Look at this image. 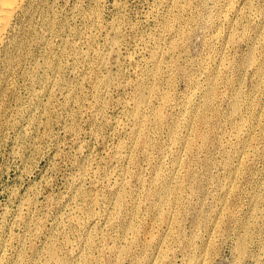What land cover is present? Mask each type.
<instances>
[{
  "label": "rangeland",
  "instance_id": "1",
  "mask_svg": "<svg viewBox=\"0 0 264 264\" xmlns=\"http://www.w3.org/2000/svg\"><path fill=\"white\" fill-rule=\"evenodd\" d=\"M28 1L0 53V264H264V0Z\"/></svg>",
  "mask_w": 264,
  "mask_h": 264
},
{
  "label": "bare ground",
  "instance_id": "2",
  "mask_svg": "<svg viewBox=\"0 0 264 264\" xmlns=\"http://www.w3.org/2000/svg\"><path fill=\"white\" fill-rule=\"evenodd\" d=\"M28 0H0V53H1V51L3 50V47L5 46V43H6V39H7V37H8V33H9V31H10V29H11V27H13L12 25H13V23H14V21L15 20H17L16 18L18 17V15H19V12H20V10H22V9H24V7L25 6H27V5H25L26 4V2H27ZM31 1V0H30ZM38 1V0H37ZM206 1V0H205ZM226 1V0H225ZM234 1V0H233ZM29 2V1H28ZM36 2V1H35ZM189 2V1H188ZM232 2V1H231ZM235 2H237V1H235ZM223 3V2H222ZM228 3V2H227ZM28 4V3H27ZM36 4V3H35ZM205 4V3H204ZM219 4V3H218ZM225 4V3H224ZM234 4V3H233ZM237 4V3H236ZM236 4H235V6H236ZM31 5V4H30ZM186 5V4H185ZM190 5V4H189ZM253 6V5H252ZM30 7H32V5L30 6ZM188 7V6H187ZM230 7V6H229ZM249 7V6H248ZM251 7V6H250ZM33 8H34V6H33ZM183 8V7H182ZM190 8V7H189ZM234 8H237V7H234ZM253 8V7H252ZM187 9V8H186ZM226 9H228V8H225L224 10H226ZM232 9V8H231ZM249 9V8H248ZM223 10V9H222ZM245 10H247V8L245 9ZM250 11H252L251 9H249ZM254 10V9H253ZM23 11V10H22ZM32 11V10H31ZM183 11H184V9H183ZM226 11H228V10H226ZM225 12V11H224ZM228 13H229V11H228ZM227 13V14H228ZM247 13H248V11H247ZM200 14V13H199ZM225 14H226V12H225ZM223 15H224V13H223ZM200 16V15H199ZM198 16V17H199ZM225 16V15H224ZM30 17V16H29ZM221 17V16H220ZM229 17V16H228ZM24 18H25V16H24ZM194 18V17H193ZM19 19V18H18ZM27 19V18H26ZM25 19V20H26ZM195 19V18H194ZM225 19V18H224ZM227 19V18H226ZM20 20V19H19ZM190 20V19H189ZM197 20V19H196ZM18 21V20H17ZM178 20L176 19V21L175 22H177ZM220 21V20H219ZM230 21V20H229ZM189 22V21H188ZM191 22V21H190ZM193 22V21H192ZM198 22V21H197ZM221 22V21H220ZM225 22V21H224ZM23 23V22H22ZM216 23V22H215ZM223 23V22H222ZM15 24V23H14ZM168 24V23H167ZM166 24V25H167ZM176 24V23H175ZM198 24V23H197ZM15 25H17V24H15ZM165 25V26H166ZM173 25V24H172ZM22 26V25H21ZM20 26V27H21ZM216 26V25H215ZM17 27H18V25H17ZM174 27H175V25H174ZM197 27V26H196ZM170 28V27H169ZM165 29H167V28H165ZM171 29V28H170ZM169 29V30H170ZM15 30V29H14ZM173 30V29H172ZM192 30V29H191ZM191 30H190V33H191ZM202 30V29H201ZM178 31H179V29H178ZM189 30H187V32H188ZM12 32V31H11ZM174 32H177V31H174ZM183 32H185L184 30H183ZM182 32V33H183ZM176 34V33H175ZM11 35H13V34H11ZM11 35H9V36H11ZM185 35V34H184ZM190 35V34H189ZM181 36V35H180ZM15 37V36H14ZM13 37V38H14ZM185 37V36H184ZM20 38V37H19ZM186 38V37H185ZM10 39V38H9ZM187 39V38H186ZM24 40V39H23ZM235 40V39H234ZM10 41V40H9ZM15 41H16V39H15ZM180 41V40H179ZM187 41V40H186ZM238 41V40H237ZM183 42V41H182ZM184 43V42H183ZM11 44V43H10ZM15 44V43H14ZM179 44V43H178ZM205 44V43H204ZM235 44H237V43H235ZM184 45V44H183ZM186 45V44H185ZM207 45V44H206ZM177 47V46H176ZM183 47V46H182ZM207 47V46H206ZM6 48V47H5ZM9 48H11V47H9ZM7 49V48H6ZM12 49V48H11ZM184 49V48H183ZM10 51V50H9ZM175 51V50H174ZM177 51V50H176ZM12 52V51H11ZM173 52V51H172ZM254 51H252V53H253ZM6 53V52H5ZM252 53H250V54H252ZM255 53V52H254ZM9 54V53H8ZM11 54V53H10ZM220 55V54H219ZM7 55L5 54V57H6ZM250 56V55H249ZM3 57V56H2ZM157 57H158V55H157ZM154 58H156V57H154ZM223 58V57H222ZM251 58V57H250ZM250 58H249V60H250ZM0 59H2V58H0ZM12 59V58H11ZM16 59V58H15ZM247 59V58H246ZM252 59V58H251ZM254 59V58H253ZM252 59V60H253ZM9 60V59H8ZM155 60V59H154ZM156 61V60H155ZM19 62V61H18ZM178 62V61H177ZM221 62H222V60H221ZM223 62H224V60H223ZM252 62V61H251ZM255 63V62H254ZM257 63H258V61H257ZM3 64H5V63H3ZM174 64V63H173ZM224 64V63H223ZM1 65V64H0ZM157 65V64H156ZM251 65V64H250ZM254 65V64H253ZM259 65V64H258ZM7 66V65H6ZM11 66V65H10ZM159 66H161V65H159ZM248 66V65H247ZM1 67V66H0ZM246 67V66H245ZM249 67H251V66H249ZM248 67V68H249ZM157 68V67H156ZM159 68V67H158ZM173 68H176V67H173ZM179 68V67H178ZM260 68V67H259ZM8 69V68H7ZM257 69V68H256ZM158 69H156V71H157ZM161 70V69H160ZM221 70V69H220ZM247 70V69H246ZM245 70V71H246ZM208 71V70H207ZM215 71H218V70H215ZM255 71V70H254ZM262 71V70H261ZM158 72H159V70H158ZM158 72H157V74H158ZM219 72V71H218ZM220 72H222V71H220ZM219 72V73H220ZM264 72V71H263ZM154 73H155V71H154ZM216 73V72H215ZM224 73V72H223ZM258 73H261V72H258ZM222 74V73H221ZM154 75H156V74H154ZM154 75H153V77H154ZM219 75V74H218ZM225 75V74H224ZM223 75V76H224ZM261 75V74H260ZM161 76V75H160ZM160 76L158 75V77L160 78ZM209 76V75H208ZM212 76V75H211ZM213 76H214V73H213ZM227 76V75H226ZM229 76V75H228ZM228 76H227V79H228ZM172 77H174V76H172ZM191 77V76H190ZM217 77V76H216ZM154 78H156V77H154ZM158 78V79H159ZM218 78H219V76H218ZM221 78V77H220ZM213 79H214V77H213ZM226 79V80H227ZM157 80V79H156ZM218 80H221V79H218ZM217 81V80H216ZM230 81V80H229ZM235 81V80H234ZM199 82V81H198ZM195 83V82H194ZM217 83V82H216ZM219 83V82H218ZM225 83V82H224ZM215 84V83H214ZM221 84V83H220ZM230 84V83H229ZM196 85V84H195ZM194 85V86H195ZM211 85H213V82L211 83ZM217 85V84H216ZM232 85V84H231ZM235 85V84H234ZM140 86V85H139ZM138 86V87H139ZM143 86H145V84L143 85ZM214 86V85H213ZM212 86V87H213ZM218 86V85H217ZM146 87V86H145ZM197 87H198V85H197ZM202 87V86H201ZM144 88V87H143ZM199 88V87H198ZM216 88V87H215ZM214 88V89H215ZM197 89V88H196ZM196 89H195V91H196ZM203 89V88H202ZM212 90H213V88H211ZM216 90V89H215ZM230 90V89H229ZM198 91V90H197ZM204 91V90H203ZM209 91V90H208ZM214 91V90H213ZM212 91V92H213ZM228 91V90H227ZM152 92V91H151ZM209 92H211V91H209ZM142 93V92H141ZM141 93H139L140 95H141ZM153 93V92H152ZM204 93V92H203ZM217 93V92H216ZM228 93V92H227ZM208 94V93H207ZM222 94V93H221ZM225 94V93H224ZM223 94V95H224ZM234 94V93H233ZM238 94V93H237ZM142 95H143V93H142ZM152 95V94H151ZM192 95H193V93H192ZM225 95H227V94H225ZM162 96V95H161ZM160 96V97H161ZM191 96V95H190ZM208 96V95H207ZM218 95H216V97H217ZM221 96V95H220ZM231 96V95H230ZM243 95L241 94V97H242ZM192 97V96H191ZM229 97V96H228ZM237 97V96H236ZM235 97V98H236ZM140 98V97H139ZM143 98H145V97H143ZM159 98V97H158ZM161 98H164V97H161ZM168 98V97H167ZM206 98V97H205ZM210 98V97H209ZM215 98V97H214ZM233 98V97H232ZM238 98H240V97H238ZM243 98V97H242ZM138 99V98H137ZM165 99H166V97H165ZM164 99V100H165ZM191 99V98H190ZM216 99V98H215ZM227 99V98H226ZM237 99V98H236ZM139 100V99H138ZM141 100H142V98H141ZM149 100H151L150 98H149ZM148 100V101H149ZM163 100V101H164ZM168 100V99H167ZM193 100V99H192ZM207 100V99H206ZM209 100V99H208ZM233 100V99H232ZM240 100V99H239ZM239 100H238V103H240L239 102ZM242 100V99H241ZM240 100V101H241ZM211 101V100H210ZM237 101V100H236ZM190 102V101H189ZM205 103H207L206 101H204ZM209 102V101H208ZM217 102V101H216ZM138 103H139V101H138ZM144 103V102H143ZM142 103V104H143ZM212 103V102H211ZM214 104H215V102H213ZM151 104H153V103H151ZM160 104H162V103H160ZM160 104H159V106H160ZM163 104H166V103H163ZM168 104V103H167ZM207 104H209V103H207ZM235 104V103H234ZM144 105V104H143ZM231 105H233L232 103H231ZM145 106H146V104H145ZM145 106H143V107H145ZM150 106V105H149ZM162 106V105H161ZM160 106V107H161ZM206 106V105H205ZM204 106V107H205ZM211 106V105H210ZM213 106V105H212ZM211 106V107H212ZM240 106H241V104H240ZM239 106V107H240ZM163 107H164V105H163ZM158 108L159 110H156V114H155V117L157 118V119H159L160 117L162 118V116H161V109H162V111H163V109H165V107L164 108ZM168 107V106H167ZM207 107V106H206ZM214 107V106H213ZM234 107H235V105L233 106V109H234ZM236 107H238V106H236ZM238 107V108H239ZM243 107V106H242ZM152 108V107H151ZM241 108V107H240ZM206 109V108H205ZM215 109V108H214ZM137 110H138V114H139V117H138V120H137V124H138V136H141L142 134H144V132H143V125L146 123V120H145V116H144V114L142 113V110H143V108L141 107V104H139L138 105V108H137ZM239 110V109H238ZM217 111V110H216ZM235 112H234V114H236L237 112H236V110H234ZM242 111V110H241ZM240 111V112H241ZM145 112H146V110H145ZM203 112H204V110H203ZM233 112V111H232ZM239 112V111H238ZM163 114H164V112H162ZM246 113V112H245ZM244 113V114H245ZM202 114V113H201ZM233 114V113H232ZM146 115V114H145ZM203 115V114H202ZM240 115V114H239ZM154 116V115H153ZM164 116H166L165 114H164ZM242 116V115H241ZM154 117V118H155ZM201 117V116H200ZM204 117V116H203ZM243 117H244V115H243ZM242 117V118H243ZM163 119V118H162ZM206 119V118H205ZM204 119V120H205ZM209 119V118H208ZM160 120V119H159ZM200 120V119H199ZM232 121V120H231ZM157 122H159V121H157ZM160 122H162V121H160ZM209 122V121H208ZM207 122V123H208ZM214 122V121H213ZM243 122V121H242ZM246 123V122H245ZM235 124V123H234ZM243 124H244V122H243ZM157 125V124H156ZM207 126H208V124H206ZM205 125V126H206ZM213 125H215V124H213ZM236 125V124H235ZM145 126V125H144ZM158 126V125H157ZM202 126V125H201ZM211 126V125H210ZM234 126V125H233ZM243 126H245V125H243ZM146 127V126H145ZM221 127V126H220ZM201 128V127H200ZM208 128V127H207ZM237 128V127H236ZM236 128H235V130H236ZM192 129V128H191ZM211 129V128H210ZM216 129V128H215ZM242 129V128H241ZM240 129V130H241ZM196 130H199V129H196ZM201 130V129H200ZM199 130V131H200ZM206 130V129H205ZM223 130V129H222ZM234 130V129H233ZM234 130V131H235ZM239 130V131H240ZM146 131V130H145ZM204 131V130H203ZM209 131V130H208ZM214 131V130H213ZM237 131V130H236ZM189 132V131H188ZM193 132L195 133L196 131H194L193 130ZM192 132V133H193ZM215 132V131H214ZM173 133H175V132H173ZM177 133V132H176ZM200 133H203V132H200ZM205 133V132H204ZM230 133H231V131H230ZM240 133H241V131H240ZM239 133V134H240ZM198 134V133H197ZM206 134V133H205ZM218 134V133H217ZM234 134H236V132H234ZM233 134V135H234ZM239 134H237V135H239ZM145 135V134H144ZM178 135V134H177ZM199 135V134H198ZM204 135V134H203ZM208 135V134H207ZM215 135V134H214ZM241 135V134H240ZM150 136V135H149ZM201 136V135H200ZM227 136V135H226ZM235 136V135H234ZM176 137V136H175ZM203 137V136H202ZM205 137V136H204ZM221 137H222V135H221ZM233 137V136H232ZM236 137V136H235ZM140 138V137H139ZM198 138H199V136H198ZM208 138V137H207ZM224 138V137H223ZM223 138H222V141H223ZM227 138V137H226ZM238 138V137H237ZM141 139V138H140ZM146 139V138H145ZM149 139H150V137H149ZM201 139V138H200ZM203 139V138H202ZM201 139V140H202ZM220 139V138H219ZM147 140V139H146ZM175 140V139H174ZM184 140V139H183ZM210 140V139H209ZM225 140V139H224ZM138 141V140H137ZM140 141V140H139ZM180 141V140H179ZM199 141V140H198ZM207 141V140H206ZM206 141H204L205 143H206ZM216 141H218V140H216ZM147 142V141H146ZM150 142V141H149ZM148 142V143H149ZM201 142V141H200ZM203 142V141H202ZM221 142V141H220ZM230 142V141H229ZM136 143V142H135ZM140 143V142H139ZM147 143V144H148ZM172 143V142H171ZM192 143H193V141H192ZM205 143H202V144H204L205 145ZM211 143V142H210ZM215 143V142H214ZM137 144V143H136ZM143 144V143H142ZM183 144H184V146L186 147V148H188V147H190L191 146V141H190V139L189 138H187V139H185L184 140V142H183ZM196 144V143H195ZM201 144V143H200ZM222 144V143H221ZM173 145H174V142H173ZM177 145V144H176ZM180 145V144H179ZM207 145H208V142H207ZM136 146V145H135ZM148 146V145H147ZM182 146V145H181ZM183 146V147H184ZM192 146H194V145H192ZM198 146V145H197ZM222 146V145H221ZM138 147V146H137ZM180 147V146H179ZM199 147V146H198ZM208 147V146H207ZM192 148V147H191ZM194 148V147H193ZM192 148V149H193ZM203 148V147H202ZM209 148V147H208ZM146 149V148H145ZM168 149V148H167ZM171 149V148H170ZM185 149V148H184ZM183 149V150H184ZM142 150V149H141ZM147 150V149H146ZM145 150V151H146ZM162 150V149H161ZM160 150V151H161ZM186 150V149H185ZM200 150V149H199ZM198 150V151H199ZM203 150H204V148H203ZM202 150V151H203ZM159 151V152H160ZM163 151V150H162ZM177 151V150H176ZM165 152V151H164ZM168 152H170V151H168ZM179 152V151H178ZM172 153V152H171ZM182 153V152H181ZM181 153H180V155H181ZM190 153V152H189ZM195 153V152H194ZM199 153V152H198ZM167 154V153H166ZM175 154V153H174ZM178 154V153H177ZM185 154V153H184ZM183 154V155H184ZM238 154V153H237ZM239 154H240V152H239ZM244 154H246V153H244ZM176 155V154H175ZM186 155V154H185ZM157 156V155H156ZM164 156V155H163ZM166 156V155H165ZM164 156V157H165ZM182 156V155H181ZM180 156V157H181ZM239 156V155H238ZM149 157V156H148ZM157 157H159V155L157 156ZM189 157V156H188ZM188 157H187V159H188ZM192 157V156H191ZM183 158V157H182ZM185 158V157H184ZM183 158V159H184ZM179 159H181V158H179ZM238 159V158H237ZM189 160V159H188ZM226 160H227V158H226ZM231 160V159H230ZM177 161H178V159H177ZM184 161V160H183ZM183 161H179V162H183ZM190 161V160H189ZM228 161V160H227ZM186 162V161H185ZM225 162V161H224ZM177 163V162H176ZM191 163V162H190ZM211 163V162H210ZM188 164V163H187ZM189 165V164H188ZM233 165V164H232ZM174 166V165H173ZM178 166V165H177ZM182 166V165H181ZM186 166V165H185ZM190 167V166H189ZM209 167V166H208ZM233 167H234V165H233ZM177 168V167H176ZM206 168V167H205ZM231 168V167H230ZM178 169H180V166H179V168ZM178 169H177V171H178ZM190 169V168H189ZM181 170V169H180ZM180 170H179V172H180ZM183 170V169H182ZM185 170H186V168H185ZM192 170V169H191ZM178 172V173H179ZM182 172V171H181ZM188 172H189V170H188ZM187 172V173H188ZM191 172V171H190ZM192 175V174H191ZM203 176V175H202ZM185 177V176H184ZM183 177V178H184ZM188 177H189V173H188ZM206 177V176H205ZM157 179V178H156ZM185 179V178H184ZM192 179V178H191ZM231 189V188H230ZM119 206H120V204H118ZM117 207V206H116ZM120 208V207H119ZM121 209V208H120ZM112 221V220H111ZM111 221H110V223H111ZM108 225V224H107ZM240 237V236H239ZM245 237V236H244ZM244 241V240H243ZM241 242V241H240ZM243 244H244V242H243ZM245 245V244H244ZM239 246V245H238ZM117 250V249H116ZM50 254H51V252H50ZM55 254V253H54ZM53 254V255H54ZM120 254V253H119ZM118 254V255H119ZM245 254V253H244ZM52 255V256H53ZM121 257V256H120ZM120 257H119V259H120ZM244 257V256H243ZM242 257V258H243ZM59 262V261H58ZM54 264V263H53ZM56 264H58L57 263V260H56ZM62 264V263H61Z\"/></svg>",
  "mask_w": 264,
  "mask_h": 264
}]
</instances>
